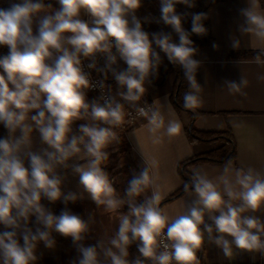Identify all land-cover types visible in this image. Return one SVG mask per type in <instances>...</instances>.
Returning <instances> with one entry per match:
<instances>
[{"label":"clouds","instance_id":"obj_1","mask_svg":"<svg viewBox=\"0 0 264 264\" xmlns=\"http://www.w3.org/2000/svg\"><path fill=\"white\" fill-rule=\"evenodd\" d=\"M57 3L59 8L51 10L43 0H20L0 9V46L8 48V54L0 56V124L9 132L7 138L0 139V225L5 229L0 232V264H35L40 242L54 248L53 231L72 239L80 254L78 264H144L145 260L151 264H197V250L204 244L205 234L225 256H231L233 247L264 253V222L245 214L264 208V175L254 169H233L229 160L215 181L195 170L184 185L192 202L173 219L160 207L159 186L141 148L145 167L128 182L123 198L102 167L109 155L106 148L119 140L115 129L132 112L126 113L125 104L113 97L106 98L103 106L86 102L83 90L90 87V81L82 58L92 60L88 67L96 68V55L107 54L106 71L126 89L118 92L120 99L147 120L152 143H160L164 135H179V120H166L155 103L141 106L139 102L146 92V80L160 63L153 41L171 63L184 70L189 90L183 96V107L194 109L201 102L202 88L196 80L200 62L193 58L197 50L175 9L177 3L194 7L193 0H161L160 19L178 34L179 43L167 33H153L150 40L135 16L141 0ZM82 11L88 20L81 19ZM240 13L244 17L240 33L255 41L259 64L264 56V9L259 0H247ZM204 19V13L192 14V33L206 34ZM232 46L239 48L240 40L234 38ZM113 47L127 65L125 70L113 67L117 64ZM257 79L264 81V74ZM246 85L243 77L239 83L225 82L229 93L243 94ZM78 119L91 122L80 126L79 135L71 134ZM33 125L48 146L43 154L30 150ZM17 130L21 133L18 137ZM73 158L84 161L71 167L97 207L104 206L108 212L128 207L126 213L119 212L118 230L107 242L100 239L96 245L84 246L89 222L68 210L55 215L42 203L44 199L67 203L82 198L63 193L62 178L57 174L58 168L70 167ZM148 189H152L150 195ZM141 196L143 201L138 202ZM205 216L212 224L205 223ZM31 217L42 227L35 231L28 227ZM133 243L140 257L130 261Z\"/></svg>","mask_w":264,"mask_h":264},{"label":"crops","instance_id":"obj_2","mask_svg":"<svg viewBox=\"0 0 264 264\" xmlns=\"http://www.w3.org/2000/svg\"><path fill=\"white\" fill-rule=\"evenodd\" d=\"M6 2L7 0H0V9H3ZM259 3L264 9V3L260 0ZM245 7L247 0H223L215 3L209 10L211 38L208 44L196 49L193 57L200 62L196 80L202 88L199 94L201 102L194 108L200 113L195 121V127L200 131L230 132L237 146L236 157L231 159L233 169L252 168L264 175V81L257 79L258 75L264 74V56L258 64L255 56L259 54V50L255 49V41H250V37L240 33V26L244 24L240 10ZM234 38L240 40L239 48L232 46ZM176 77V72H172L167 82L159 88L154 87L147 79L146 92L139 103L151 100L156 108L165 113L166 120H179L182 125L180 134L174 137L164 135L160 143L154 144L147 131L146 119L132 125L125 132V139L141 171L145 167V162L140 148L148 157L150 174L156 177L159 186L160 203L184 185L179 170L180 163L223 145V142L190 141L186 127L191 121V115L187 111H178L171 99ZM242 77L247 80V85L242 89L243 94L229 93L225 88V82L239 83ZM110 87L114 98L128 107L118 95V92L126 89L120 88L117 82L110 84ZM32 114H35V111L30 113ZM28 122L32 123L31 120ZM33 128L30 150L43 154L42 150L48 146L42 142L40 133L35 130L34 125ZM71 134H80L79 127H75L74 123ZM15 135L20 136V131L17 130ZM83 163L84 161L73 158L69 161L70 167L57 169V174L62 178V192L76 193L82 198H78L75 202L65 203L63 200L53 202L52 212L59 215L62 211L68 210L88 221L89 232L82 243L84 246H91L96 245L100 239L107 242L114 235L119 227V213L108 212L104 206L97 207L90 195L84 191L79 183V175L71 167ZM225 163H197L189 166L188 172L193 175L195 170H201L209 179L215 181L222 173ZM151 191L152 189H148L147 194L150 195ZM192 199L190 192H185L162 205L161 209L174 219L185 212L186 204H190ZM60 205L64 208L59 209ZM59 210L61 211L58 212ZM245 214L255 215L264 222V208L255 213ZM205 221L212 223L207 216ZM52 237L55 240L54 248H47L43 242L38 244L35 252L38 259L35 264H78L80 254L72 239L55 231L52 232ZM21 243H23L22 239ZM201 255L205 264H264V253L248 252L233 247L231 256H225L220 248L207 241L206 234L205 242L201 246Z\"/></svg>","mask_w":264,"mask_h":264},{"label":"trees","instance_id":"obj_3","mask_svg":"<svg viewBox=\"0 0 264 264\" xmlns=\"http://www.w3.org/2000/svg\"><path fill=\"white\" fill-rule=\"evenodd\" d=\"M223 0H193L194 7H188L185 4L177 3L175 5V9L177 14L182 17V27L189 33V38L193 42L192 46L195 49H198L202 46L208 44L211 38V27H210V19H209V10L214 6L215 3ZM264 3V0H260ZM20 0H7L3 9H7L10 7L12 3H19ZM161 0H141V6L135 11V16L140 20L142 28L145 32L149 34L150 40L152 39L153 33H167L172 37L173 42L179 43L178 34L168 25H166L161 19ZM196 13H204L206 14V19L202 21L204 27L206 28V34L198 35L191 32L192 28V14ZM154 50L159 53L160 63L158 68L150 74L148 80L151 84L156 87H162L170 77L172 72H176V82L174 86V90L171 95L172 102L175 108L178 111H187L191 115V121L186 127L188 138L193 143H218L223 142V145L202 155L191 157L179 165L180 173L184 179V185L190 182L192 174L188 172V167L197 164V163H223L227 162L236 157L237 146L236 142L230 132H210V131H200L195 127V121L199 116V112L195 109H185L183 107V96L185 92L189 90L188 81L185 78L184 70L181 66L171 63L166 54L162 52L159 47H157L153 41ZM8 54V48L6 46H0V56H4ZM113 55L117 57V64L113 65V67L117 71L125 70L127 65L119 58V53L117 50L112 51ZM107 63V54L101 56L98 62V72L100 76L109 84L115 83V79L113 78L110 72H107L105 69V65ZM104 70V71H102ZM7 138V129L3 124H0V139ZM28 161L25 157V165L27 166ZM184 185L171 194L169 197L164 199L160 203V207L167 202H170L185 193ZM43 205L46 209L52 212L53 210V202H49L48 200H42ZM207 224H212L210 222L205 221ZM33 231L37 227H42L36 223L35 217H31L30 221L27 225ZM4 227L0 225V232L4 231ZM136 245L133 243L131 246Z\"/></svg>","mask_w":264,"mask_h":264},{"label":"rangeland","instance_id":"obj_4","mask_svg":"<svg viewBox=\"0 0 264 264\" xmlns=\"http://www.w3.org/2000/svg\"><path fill=\"white\" fill-rule=\"evenodd\" d=\"M43 3L46 6L51 5L52 6L51 10H55L59 8V4L57 3V0H43ZM81 19L86 20V14H84L83 11L81 13ZM0 71H2V69H0ZM83 91L85 93V98L87 103H89L90 105L93 103H98L101 106H103L99 102L97 96L94 93H91L90 91H88V89H84ZM90 122L91 121L89 119H78L74 121V126L80 128L81 125H85ZM101 126H106V125H101ZM115 131L119 136V140L118 142H114L110 144L106 148V151L108 152L109 155L107 161L102 165V167L104 171L109 175L110 180L113 181V187L116 189L117 194L123 198L125 197V190L128 186V182L135 175H138L141 172V170L140 167L137 165V162L135 161V157L132 153L130 145L127 143L125 139V133L122 132L119 128H116ZM137 201L142 202L143 196L138 197ZM62 208L64 207L60 205L59 209ZM60 211L61 210H59L58 212ZM127 211H128V207L127 205H125L122 209L117 210L116 212L126 213ZM138 257H140V254L138 252L137 244L129 247V260L134 261ZM144 264H151V261L145 260Z\"/></svg>","mask_w":264,"mask_h":264},{"label":"built area","instance_id":"obj_5","mask_svg":"<svg viewBox=\"0 0 264 264\" xmlns=\"http://www.w3.org/2000/svg\"><path fill=\"white\" fill-rule=\"evenodd\" d=\"M89 17L86 15V20H88ZM129 20L131 21V16H129ZM115 47L112 48V51H115ZM104 54H97L95 57V64H96V68H89L88 64L93 62L90 59H85L82 58V66H83V70L86 74H88L89 77V81H90V87L87 88L88 91H90L91 93H94L99 102L104 105L105 103V99L108 97H113V93L110 87V84L108 82H106L99 74L98 72V62L99 59L101 58V56H103ZM144 103L148 104V105H152L154 104L153 101L151 100H144L140 103L141 106H144ZM156 107V105H154ZM125 111L127 112H132V116L129 117L126 115L125 117V121L124 123L118 127L122 132H126L128 131V129L138 123L141 120H144V117H140L138 115L135 114V112L131 109H129L128 107H125ZM197 264H205V262L202 260V255H201V247L200 249L197 250Z\"/></svg>","mask_w":264,"mask_h":264}]
</instances>
